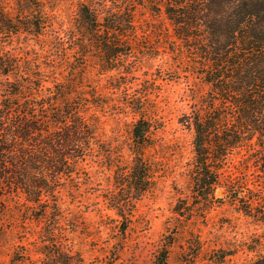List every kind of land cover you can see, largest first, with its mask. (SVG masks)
<instances>
[{
  "label": "trees",
  "instance_id": "trees-1",
  "mask_svg": "<svg viewBox=\"0 0 264 264\" xmlns=\"http://www.w3.org/2000/svg\"><path fill=\"white\" fill-rule=\"evenodd\" d=\"M140 7L168 22L158 30L178 69H160L149 85L133 89L139 61L129 57L140 41ZM61 22L45 0H0V205L26 208L0 212L11 215L21 237H35L40 264H87L69 243L67 233L75 224L60 209L59 193L66 187L78 190L87 160L101 153L114 169L113 188L102 199L117 216L122 236L106 262L116 264L137 202L155 180L146 157L153 125L145 115L157 106L151 95L157 81L182 72L208 87L205 113L189 117L192 194L205 204L228 200L264 226V0H78L73 26ZM23 35L25 46H14ZM147 49V57L158 56V50ZM90 68L99 75L118 71L110 84L123 88L125 106L109 104L88 84ZM109 106L116 114L126 107L139 114L130 131L129 166L112 155L105 139L98 112ZM218 191L221 198H215ZM182 233L164 236L154 264H170V249ZM190 235L189 249L195 251L177 264L228 262L232 254L207 252L201 234ZM254 243L249 251L264 246V231ZM18 254L13 261H31L24 246ZM248 264H264V253Z\"/></svg>",
  "mask_w": 264,
  "mask_h": 264
},
{
  "label": "rangeland",
  "instance_id": "rangeland-1",
  "mask_svg": "<svg viewBox=\"0 0 264 264\" xmlns=\"http://www.w3.org/2000/svg\"><path fill=\"white\" fill-rule=\"evenodd\" d=\"M77 3L78 0H45L46 6H54V12L60 16L64 28L73 26ZM139 10L140 41L135 53L129 57L132 61H139L135 72L138 80L132 84L133 89L149 85L152 75L160 69L167 70L171 66L178 69L168 41L165 45L158 30L167 27L168 22L163 16H152L143 7ZM24 42L23 35L15 39L14 46L24 47ZM34 48L39 50L38 45ZM147 48L158 50V56L147 57ZM91 59L94 62L95 59ZM117 72L113 70L99 75L96 69L90 68L87 80L88 84L97 86L109 104L125 106L123 88L114 89L110 84V77H117ZM157 84L160 86L151 95L157 106H149L145 115L153 125V137L146 157L153 164L155 180L152 188L137 202L116 264H154L162 239L176 230L183 233L170 249V264L190 258L189 255L195 251L194 247L189 249L188 243H194L190 240V233L201 234L207 252L222 249L232 254L227 257L226 264L250 263L264 253V246H258L253 251L247 249L255 244L254 240L264 231V226L237 211L228 200L205 204L203 199L196 198L191 192L194 146L189 117L195 111L205 113L208 87L195 76L183 72L174 80H159ZM98 115L112 155H120V162L129 166L132 160L130 131L139 114L127 107L116 114L109 106L105 113L98 112ZM105 158L101 153L87 160L84 165L87 175L82 178L85 183L74 192L66 187L59 193L60 209L66 220L75 224L74 231L67 233L69 243L81 253L87 264H106L114 244L122 237L118 231L117 216L113 210L106 209L102 199L104 191L113 188L114 169L107 165ZM87 177L89 181H86ZM221 196L216 192L215 198ZM0 208L26 210L24 206L12 203H8V208L3 209L1 205ZM12 223L11 215L0 212V264H40L42 255L39 247L33 244L35 237L30 234L21 237L22 230ZM31 227L40 228L35 224ZM22 246L29 249L30 262L12 260L21 252ZM183 251L188 252L186 257ZM201 263L208 264V261L206 259Z\"/></svg>",
  "mask_w": 264,
  "mask_h": 264
},
{
  "label": "water",
  "instance_id": "water-1",
  "mask_svg": "<svg viewBox=\"0 0 264 264\" xmlns=\"http://www.w3.org/2000/svg\"><path fill=\"white\" fill-rule=\"evenodd\" d=\"M217 194H218L219 196H221V195H222V192H221V191H218Z\"/></svg>",
  "mask_w": 264,
  "mask_h": 264
}]
</instances>
